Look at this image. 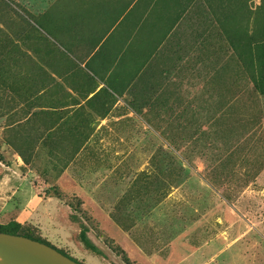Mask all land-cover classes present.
<instances>
[{
	"label": "rangeland",
	"instance_id": "374dc122",
	"mask_svg": "<svg viewBox=\"0 0 264 264\" xmlns=\"http://www.w3.org/2000/svg\"><path fill=\"white\" fill-rule=\"evenodd\" d=\"M12 1L36 16L53 2ZM187 3L172 7L169 27L104 46L96 78L59 49H23L36 79L17 84L31 101L0 84L1 223L84 264H142L124 232L149 253L184 240L204 246L203 264H264V0ZM62 9L44 23L48 39L66 27ZM103 82L110 89L75 108ZM73 121L85 129L47 133ZM18 158L37 198L15 211L2 187Z\"/></svg>",
	"mask_w": 264,
	"mask_h": 264
},
{
	"label": "crops",
	"instance_id": "0c3cea01",
	"mask_svg": "<svg viewBox=\"0 0 264 264\" xmlns=\"http://www.w3.org/2000/svg\"><path fill=\"white\" fill-rule=\"evenodd\" d=\"M187 2L188 0H53L52 5L56 4L65 9H62L60 17H57L61 21L59 19L57 22H61L65 27L64 18L67 16L68 20L66 27L57 35L61 36V44L54 48L59 49L63 54L67 53L71 59H75L85 66L86 70H91L90 75L96 78L98 74L91 67L101 54L104 46L110 44L113 40H119L125 33L127 35L122 38L139 37L148 31L150 32L152 27V32L161 31L165 27V24H168L169 27L172 22V18L169 16L173 13L172 7L180 10V5L186 6L188 4ZM55 12L54 10V14L52 15L54 18ZM65 14L67 15L63 16ZM164 15H168V17ZM171 34H173L172 31H167L165 40ZM54 48L50 50L51 55L55 50ZM53 69L55 70L53 71L54 74H58L61 71L60 68L57 70L55 66ZM101 84H104V87L99 90L97 87V89L90 92L85 99L75 105L77 107L73 106V112L76 111L75 108L80 107L91 98L93 99L100 91L110 89L105 82ZM22 98L31 101L29 93ZM39 99L40 97L38 95H35L33 98V100ZM59 107V112L66 108ZM56 128L72 132L77 129H85V125L83 123L77 125L73 121L71 124L64 125L58 123L49 129L46 127H42L41 129H48L47 133L49 134ZM10 168H16L15 173L18 174V177L13 176V174H10L6 170L7 173L4 182L7 184H3L2 191L7 193L8 199L2 207H10L18 211L34 202L33 200L37 198V187L35 180L31 178V173H29L32 170L29 169V165L21 158H18L15 164L10 165ZM73 182V189H84L78 180L74 179ZM53 198L56 199V197L49 196L47 199H43V201L52 200ZM43 201L35 205L33 214L36 213ZM23 203H25V206H23ZM210 216L214 219L211 224H217L219 215L216 211L212 212ZM123 237L126 251L142 264H203L204 262V258L201 256L204 246L201 243L189 244L184 240H175L159 247V249L154 248V251L149 253L143 246L135 242L129 233L124 232ZM188 251L191 253L188 254ZM184 252L188 255H184Z\"/></svg>",
	"mask_w": 264,
	"mask_h": 264
},
{
	"label": "trees",
	"instance_id": "16d2710c",
	"mask_svg": "<svg viewBox=\"0 0 264 264\" xmlns=\"http://www.w3.org/2000/svg\"><path fill=\"white\" fill-rule=\"evenodd\" d=\"M57 7L59 6L56 4L52 5L49 10L42 13V16H36L35 13L31 15L26 12V10L18 7L12 0H0V84L9 87L10 90L19 97H25L26 95L21 90V87H18L17 82L35 79V75L32 76L31 73L28 72L29 70L25 71L28 73L23 71L24 65L26 66L27 63L29 64V59H27L29 55L24 53L23 49L27 47L32 49L34 47L36 58L41 53L43 45L48 48V53L50 54L52 48L61 44V36L53 35L48 39L43 33L41 34L42 29L46 32L53 31L52 28L45 29L44 23L48 24L51 22L54 10H56ZM182 7L183 6L180 5V9ZM66 15L67 14L63 16ZM64 21L65 25H67V16L64 18ZM259 33L260 31H258V29H254L252 36L256 38ZM30 58L33 59V56L30 55ZM34 62L36 66L40 65L39 61L34 60ZM22 228L23 225L15 221L7 224L0 222L1 232L20 234L19 232ZM81 236L88 248L94 252L100 253V249L87 235L84 229L81 232ZM62 252L65 253L64 251ZM65 254L68 255L67 253Z\"/></svg>",
	"mask_w": 264,
	"mask_h": 264
},
{
	"label": "water",
	"instance_id": "95a60500",
	"mask_svg": "<svg viewBox=\"0 0 264 264\" xmlns=\"http://www.w3.org/2000/svg\"><path fill=\"white\" fill-rule=\"evenodd\" d=\"M0 264H82L46 242L0 231Z\"/></svg>",
	"mask_w": 264,
	"mask_h": 264
}]
</instances>
